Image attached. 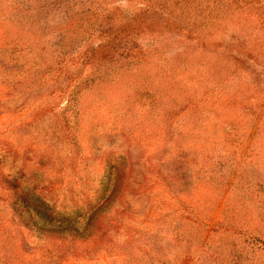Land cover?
<instances>
[{"label":"trees","instance_id":"16d2710c","mask_svg":"<svg viewBox=\"0 0 264 264\" xmlns=\"http://www.w3.org/2000/svg\"><path fill=\"white\" fill-rule=\"evenodd\" d=\"M0 21L11 34L0 49V80L15 87L0 96V110L18 105L21 85L40 91L72 80L62 131L74 129L69 124L82 106L100 94L118 118L141 115L138 124L164 142L149 187L135 178L133 194L162 183L175 208L159 209L152 236L125 242L122 264H248L264 257L259 236L243 232L264 231V179L247 175L264 165V0H0ZM145 37L158 41L143 46ZM107 166L93 201L71 213L36 187L3 180L12 223L22 220L32 237L61 244L57 260L38 244L36 257L24 260L17 237H8L0 240V264H57L79 251L77 242L99 236L104 244L110 234L97 231L101 215L128 193L121 166Z\"/></svg>","mask_w":264,"mask_h":264},{"label":"rangeland","instance_id":"374dc122","mask_svg":"<svg viewBox=\"0 0 264 264\" xmlns=\"http://www.w3.org/2000/svg\"><path fill=\"white\" fill-rule=\"evenodd\" d=\"M10 38L6 25L0 21V49L6 47ZM157 39L145 37L142 45H151ZM82 71L84 76L90 75L92 68L82 67ZM76 83L67 80L57 87L48 85L47 89L40 91L26 84L21 85L18 87L21 94L17 98L18 105H7V109L0 110V184L8 180L36 187L47 201L56 205L58 211L71 213L86 208L88 201H93L94 192L100 188L101 178L108 171L107 165L116 162L124 170V185L128 187V193L123 202H117L101 215L97 231L101 238L106 233L110 234L107 235L109 239L106 238L104 244H101L99 236L86 243L77 242L79 251L58 259L57 264H122L125 256L119 251H122L125 242L137 238V233L152 236L156 232L152 220L159 209L175 208L176 201L162 183H156L152 190L146 189L141 195L133 194L139 181L149 187L147 177L152 175L151 169L158 165L159 156L165 155L161 151L164 142L151 136L149 126L138 124L142 120L141 115L124 120L118 118L108 107V102L98 101L100 94L95 95L93 106H82L77 125L74 120L69 124L70 127L75 126L74 129L71 127L62 131L61 128L67 127L60 117L62 110L68 106V95L64 91H72ZM13 88L0 80V96L4 100ZM118 101L114 99L112 102L119 104ZM263 116L264 102L259 110V117ZM156 152L160 154L156 156ZM261 153L263 163L264 152ZM248 174L249 178L259 176L264 179V165L258 173L251 168ZM1 185L0 240L16 236V250L20 255L25 254L22 255L24 260L36 257V250H33L35 244H38L41 253L52 251V259L57 260L55 251L61 244L58 240H38L31 236L22 220H18V224L12 223L14 203L8 199ZM189 202L190 206L198 205ZM18 231L33 247H27L26 242L20 240ZM243 232L259 236L264 244V231ZM84 249L88 252L85 253ZM196 261L188 258L184 264H196ZM248 264H264V257H255Z\"/></svg>","mask_w":264,"mask_h":264}]
</instances>
